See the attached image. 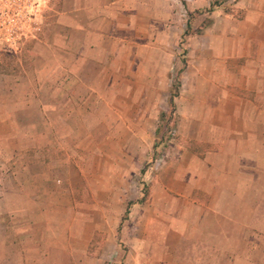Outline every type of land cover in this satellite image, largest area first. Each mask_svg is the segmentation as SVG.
I'll use <instances>...</instances> for the list:
<instances>
[{"label":"crops","instance_id":"crops-1","mask_svg":"<svg viewBox=\"0 0 264 264\" xmlns=\"http://www.w3.org/2000/svg\"><path fill=\"white\" fill-rule=\"evenodd\" d=\"M162 1L41 0L39 31L18 48L16 81L0 109L12 111L14 125L20 128L40 126L39 140L44 143L53 135L57 139L59 126L76 123L63 115L69 110L86 111V117L114 110L118 114L114 124H127L123 112L117 111L147 110L142 95L159 92L144 82L156 74L140 64L156 45L149 33L161 22ZM166 1L173 15L175 5ZM240 4L244 6L240 18L212 13L207 23H202L204 18L184 25L194 29L196 37L188 45L190 59L172 100L178 124L190 127L182 135L188 145L161 164L148 199L129 207L130 219L160 224L161 230L149 232L165 240L163 247L154 248L151 261L128 256L124 264H209L202 258L182 259L178 251L195 242L224 252L234 246L230 238L241 239L242 225L219 207L230 191L232 204H238L242 143L255 141L254 127H264V0ZM97 117L108 119L107 114ZM19 131L16 128L11 135L13 141L38 140L37 135ZM18 215L29 216L26 211ZM19 223L12 229L0 221V264H78L70 249L56 240L47 244L40 217L33 225Z\"/></svg>","mask_w":264,"mask_h":264},{"label":"rangeland","instance_id":"rangeland-1","mask_svg":"<svg viewBox=\"0 0 264 264\" xmlns=\"http://www.w3.org/2000/svg\"><path fill=\"white\" fill-rule=\"evenodd\" d=\"M239 1L169 0L175 5L171 8L173 15H169L167 1H162L161 22L149 33L156 45L150 47L148 60L140 64V68L156 74L144 82L159 92L142 95L147 110H118L123 112V119H128L127 124H114L118 115L114 110L95 111L90 117H86V111L69 110L63 115L75 118L77 124L59 126L57 139L53 135L44 143L39 140L43 134L40 126L21 129L14 125L12 111L0 109V221L13 229L15 223L33 225L40 217L48 234L47 244L53 245L56 240L60 247L73 251L74 263L124 264L128 256L133 261L137 257L143 258L142 262L151 261L154 248L163 247L165 239L155 238L149 231L162 228L150 221L130 219L129 207L148 199L161 164L177 157L188 145L182 135L190 127L178 124L169 103L179 92L180 77L190 59L188 45L196 37L194 29L186 31L184 25L190 20L201 23L204 18L202 23H207L212 13L240 18L244 6H238ZM19 51L0 44V102L10 99L7 92L16 81L13 74ZM96 114H107L108 119H96ZM101 121H108V125L99 124ZM158 127L161 131L156 135ZM16 128L20 129L18 134L37 135L38 140L13 141L11 135ZM254 132L256 140L242 143L238 160L240 190L235 196L239 193V202L232 204L230 191L219 207L242 225L240 241L230 238L234 246L224 252L188 243L178 251L182 259H206L209 264H264V127L256 126ZM24 200L38 204L31 206ZM22 211L29 216H19ZM54 234L60 238L50 237Z\"/></svg>","mask_w":264,"mask_h":264},{"label":"built area","instance_id":"built-area-1","mask_svg":"<svg viewBox=\"0 0 264 264\" xmlns=\"http://www.w3.org/2000/svg\"><path fill=\"white\" fill-rule=\"evenodd\" d=\"M41 0H0V44L17 49L39 31Z\"/></svg>","mask_w":264,"mask_h":264},{"label":"trees","instance_id":"trees-1","mask_svg":"<svg viewBox=\"0 0 264 264\" xmlns=\"http://www.w3.org/2000/svg\"><path fill=\"white\" fill-rule=\"evenodd\" d=\"M188 28H189V23H188ZM186 31H188V30H186ZM199 31H200V29H197V32H199ZM177 94H178V90H177V92H176V95H177ZM169 103H170V105H172V109L175 110V104H174L172 98L169 100ZM160 131H161V127H158V128L156 129L155 134H156V135L159 134Z\"/></svg>","mask_w":264,"mask_h":264}]
</instances>
